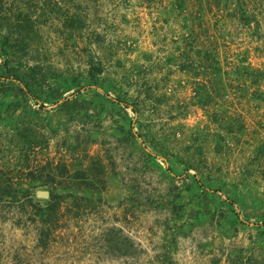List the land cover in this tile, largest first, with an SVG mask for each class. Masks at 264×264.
Listing matches in <instances>:
<instances>
[{
	"label": "rangeland",
	"instance_id": "rangeland-1",
	"mask_svg": "<svg viewBox=\"0 0 264 264\" xmlns=\"http://www.w3.org/2000/svg\"><path fill=\"white\" fill-rule=\"evenodd\" d=\"M245 3L0 0V264H264V0Z\"/></svg>",
	"mask_w": 264,
	"mask_h": 264
},
{
	"label": "trees",
	"instance_id": "trees-1",
	"mask_svg": "<svg viewBox=\"0 0 264 264\" xmlns=\"http://www.w3.org/2000/svg\"><path fill=\"white\" fill-rule=\"evenodd\" d=\"M223 1H224V4L226 6L231 5L230 10L232 11L233 14L239 13V15H241L242 17H248V15L252 16V14H250L248 12L245 0H223ZM14 76L16 78H18L20 81L24 82L26 87L29 88L30 83H28L26 81V79H24L23 77H21V75H18L17 73H15ZM28 91H29V89H28ZM52 180H54V181L56 180L55 175L52 177ZM0 185H1V182H0ZM7 186L9 187V185H7ZM49 194H50V196H49L50 200H48L46 202V207L44 209H41V211H44V210L49 211V210L55 209L59 204L60 198L62 197V195L59 193H54V194L49 193ZM20 195L23 198V200H25L26 202H28L29 204L32 203V193L30 192L29 189H25L24 191H22V193ZM6 197H9L10 200H13V199L16 200L18 195L13 193L10 190H6V188H5V190L2 189L0 191V201H4V199H2V198H6ZM41 231L43 233V230H41Z\"/></svg>",
	"mask_w": 264,
	"mask_h": 264
},
{
	"label": "water",
	"instance_id": "water-1",
	"mask_svg": "<svg viewBox=\"0 0 264 264\" xmlns=\"http://www.w3.org/2000/svg\"><path fill=\"white\" fill-rule=\"evenodd\" d=\"M37 196L42 197V198H48L49 193L48 191H37Z\"/></svg>",
	"mask_w": 264,
	"mask_h": 264
}]
</instances>
